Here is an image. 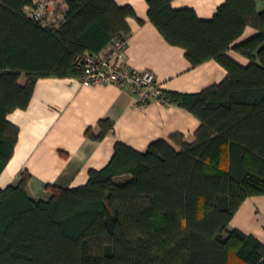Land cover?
Returning <instances> with one entry per match:
<instances>
[{
    "label": "trees",
    "instance_id": "16d2710c",
    "mask_svg": "<svg viewBox=\"0 0 264 264\" xmlns=\"http://www.w3.org/2000/svg\"><path fill=\"white\" fill-rule=\"evenodd\" d=\"M145 1L149 21L192 67L214 60L227 73L198 93L162 92L164 103L199 121L195 140L174 134L179 150L157 140L145 152L116 142L85 185H47L48 200L28 196L23 172L0 188V264H264L261 242L229 229L246 199L264 196V10L256 8L264 0H225L210 20L171 0ZM66 6L55 28L25 13L34 0H0V175L19 134L7 115L28 107L37 80L80 77L74 59L129 37L127 19H137L113 0ZM247 28L256 34L237 43ZM98 128L85 136L101 141L114 123Z\"/></svg>",
    "mask_w": 264,
    "mask_h": 264
},
{
    "label": "crops",
    "instance_id": "0c3cea01",
    "mask_svg": "<svg viewBox=\"0 0 264 264\" xmlns=\"http://www.w3.org/2000/svg\"><path fill=\"white\" fill-rule=\"evenodd\" d=\"M113 1L118 6H130L137 17L127 19L131 33L123 61L130 69L150 71L162 91L182 94L198 93L225 79L226 71L214 60L192 67L182 48L167 43L149 21L145 0ZM224 1L171 0V6L191 9L199 19L210 20ZM52 4L54 0L49 10L56 13ZM256 8L263 11L264 1ZM66 9L63 0L55 28L62 23ZM255 34L254 29L247 28L237 43ZM227 55L243 66L248 63L232 50ZM19 83H25L24 77ZM103 119L113 121V132L98 142L88 139L86 130L98 134V122ZM7 120L19 134L13 156L0 175V188L17 185L21 174L27 172L31 179L26 191L34 200L49 199L47 185L66 189L85 185L90 170H100L110 161L116 142L145 152L152 142L163 140L179 150L171 136L181 134L192 143L200 125L182 108L161 101L140 105L127 86L100 83L82 87L80 77L38 79L28 107L7 115ZM229 229L252 235L264 246V196L246 199Z\"/></svg>",
    "mask_w": 264,
    "mask_h": 264
},
{
    "label": "built area",
    "instance_id": "2783aa9c",
    "mask_svg": "<svg viewBox=\"0 0 264 264\" xmlns=\"http://www.w3.org/2000/svg\"><path fill=\"white\" fill-rule=\"evenodd\" d=\"M30 17L44 22L41 8L32 9ZM127 45L128 37L122 35L97 53L84 52L77 56L74 65L81 72L82 87L100 83L117 84L127 86L140 105L150 101L163 102V91L154 74L150 71L130 69L123 61Z\"/></svg>",
    "mask_w": 264,
    "mask_h": 264
},
{
    "label": "rangeland",
    "instance_id": "374dc122",
    "mask_svg": "<svg viewBox=\"0 0 264 264\" xmlns=\"http://www.w3.org/2000/svg\"><path fill=\"white\" fill-rule=\"evenodd\" d=\"M62 1L63 0H54V4L52 5L54 7L53 11L55 10L56 13L55 12L51 13L50 11L52 10L49 9H50V2H52V0H36L35 5L36 7L41 8L42 17L47 24H50L51 26H55L56 24H59V19L61 18ZM31 12L32 9H29L26 14L30 16Z\"/></svg>",
    "mask_w": 264,
    "mask_h": 264
}]
</instances>
